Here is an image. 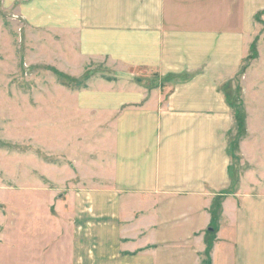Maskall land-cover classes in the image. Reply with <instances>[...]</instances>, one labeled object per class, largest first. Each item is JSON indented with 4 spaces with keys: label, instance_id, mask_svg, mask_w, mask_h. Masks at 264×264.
<instances>
[{
    "label": "crops",
    "instance_id": "0c3cea01",
    "mask_svg": "<svg viewBox=\"0 0 264 264\" xmlns=\"http://www.w3.org/2000/svg\"><path fill=\"white\" fill-rule=\"evenodd\" d=\"M10 2L115 71L73 95L77 110L62 100L63 116L95 113L100 140L74 158L92 172L41 192L50 208L29 221L2 211L0 264H264V122L240 147L257 170L234 177L228 145L245 65L244 102L264 119V0Z\"/></svg>",
    "mask_w": 264,
    "mask_h": 264
},
{
    "label": "rangeland",
    "instance_id": "374dc122",
    "mask_svg": "<svg viewBox=\"0 0 264 264\" xmlns=\"http://www.w3.org/2000/svg\"><path fill=\"white\" fill-rule=\"evenodd\" d=\"M3 3L0 0V218L7 207L18 211L44 207L45 212L50 208L45 190H61L77 168L92 172L93 162L88 160L84 166L74 158L79 152L85 155L84 147L92 148L100 140L94 127L95 113L63 116L62 100L75 105L70 100L75 99L73 95L93 92L100 78L111 81L115 71L109 64L103 66L104 62L84 58L76 48H69L60 24L31 23L21 16L17 2ZM140 73L149 75L144 70ZM253 77V70L245 65L233 79L235 116L228 145L234 177L260 166L258 152L240 149L248 143L254 147L256 139L263 136L260 131L255 133L254 127L264 119L250 115L243 97L242 78ZM70 113L76 114L75 110ZM30 209L7 221H29ZM37 221L47 222L46 215L40 214Z\"/></svg>",
    "mask_w": 264,
    "mask_h": 264
}]
</instances>
